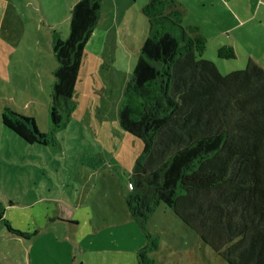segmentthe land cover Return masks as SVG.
<instances>
[{
  "label": "rangeland",
  "instance_id": "374dc122",
  "mask_svg": "<svg viewBox=\"0 0 264 264\" xmlns=\"http://www.w3.org/2000/svg\"><path fill=\"white\" fill-rule=\"evenodd\" d=\"M76 1L0 0V264H137L145 233L157 240L148 253L155 264H227L164 204L143 228L127 208L142 141L120 127L118 108L149 31L142 13L148 0H102L75 108L63 126L52 127V44L55 34L68 35ZM173 1L182 25L199 27L206 38L201 58L220 74L243 69L249 58L264 68V0ZM223 45L234 48V58L218 57ZM6 108L34 117L48 142L28 143L6 128ZM29 218L36 236L4 225L27 231Z\"/></svg>",
  "mask_w": 264,
  "mask_h": 264
},
{
  "label": "trees",
  "instance_id": "16d2710c",
  "mask_svg": "<svg viewBox=\"0 0 264 264\" xmlns=\"http://www.w3.org/2000/svg\"><path fill=\"white\" fill-rule=\"evenodd\" d=\"M101 4L77 0L68 35L54 36L53 128L63 126L75 108L84 48ZM172 5L173 0H148L143 6L149 31L118 108L120 127L142 141L127 208L143 228L164 204L227 264H264V68L249 58L243 69L220 74L201 58L206 38L199 27L183 26V11ZM217 55L234 58L235 51L223 45ZM2 122L28 143L50 139L32 116L6 108ZM4 225L17 236L32 235L6 220ZM145 237L136 262L155 264L148 253L157 240Z\"/></svg>",
  "mask_w": 264,
  "mask_h": 264
},
{
  "label": "crops",
  "instance_id": "0c3cea01",
  "mask_svg": "<svg viewBox=\"0 0 264 264\" xmlns=\"http://www.w3.org/2000/svg\"><path fill=\"white\" fill-rule=\"evenodd\" d=\"M97 30H98V23H97V25H96V27H95L93 33H92L91 38L88 40V42H89L92 38H94V36H96V32H97ZM88 42L86 43V45L88 44ZM86 45H85V46H86ZM84 50H85V48H84ZM27 224L29 225V228L26 229L27 232H29V233L32 234L33 236H36V235L38 234V230H37V228H35V225H34V222L32 221V219L30 220V218H29V221H28ZM20 229H21V230H24L23 227H21ZM136 263H137V262H136Z\"/></svg>",
  "mask_w": 264,
  "mask_h": 264
}]
</instances>
